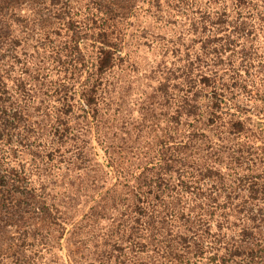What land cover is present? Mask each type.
Segmentation results:
<instances>
[{"label": "trees", "instance_id": "16d2710c", "mask_svg": "<svg viewBox=\"0 0 264 264\" xmlns=\"http://www.w3.org/2000/svg\"><path fill=\"white\" fill-rule=\"evenodd\" d=\"M0 264H264V0H0Z\"/></svg>", "mask_w": 264, "mask_h": 264}]
</instances>
